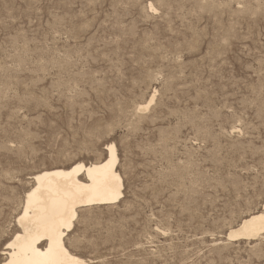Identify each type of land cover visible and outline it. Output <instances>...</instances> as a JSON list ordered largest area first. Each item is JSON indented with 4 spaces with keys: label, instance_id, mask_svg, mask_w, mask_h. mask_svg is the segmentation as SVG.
I'll list each match as a JSON object with an SVG mask.
<instances>
[{
    "label": "rangeland",
    "instance_id": "374dc122",
    "mask_svg": "<svg viewBox=\"0 0 264 264\" xmlns=\"http://www.w3.org/2000/svg\"><path fill=\"white\" fill-rule=\"evenodd\" d=\"M105 141L123 197L79 210L72 253L264 264V234L227 239L264 207V0H0V230L33 172Z\"/></svg>",
    "mask_w": 264,
    "mask_h": 264
},
{
    "label": "bare ground",
    "instance_id": "6f19581e",
    "mask_svg": "<svg viewBox=\"0 0 264 264\" xmlns=\"http://www.w3.org/2000/svg\"><path fill=\"white\" fill-rule=\"evenodd\" d=\"M150 4L153 6L151 2ZM155 93L156 89L154 88L147 100L143 102L144 104L137 107L138 110L146 111V109L154 103ZM110 145H115V143L112 141L108 142L105 147L104 156L101 155L94 161L88 163L75 161L70 165L45 167L33 172L30 176V180H28L29 187L25 189L23 195L18 199V207L15 209L13 216L14 224L9 228L11 221H8V224L3 226L2 231L6 233H0V242L4 243L6 240H9V237L11 240H15L16 236L23 238L26 234L24 226L27 225L30 228L34 227L38 218L45 215L46 211L51 213L53 211L54 204L61 199H67L69 201V207H71L72 213L75 216V219L72 222L73 227L81 208L112 205L119 202L123 197V180L117 169V148L115 147L110 150ZM109 159L115 160L112 172L120 177L119 198H114L111 187L105 186L99 177H95V174L93 179H89L88 168L96 167L99 163H106ZM78 164H83L84 168H77ZM29 193H35V197L31 210L27 213V216H25L24 209L28 206ZM89 197L93 198V202H88ZM22 218H24L23 221ZM2 231L0 230V232ZM263 234L264 207L259 211L241 218L240 222L235 227H231L228 230L227 239L249 240L256 239ZM66 239H68V237H66ZM11 240H9V242H11ZM37 247H40V245H37ZM65 247L68 248L67 244ZM41 250L46 251L47 245L45 244ZM6 251L7 249L4 247L0 249V264H5L6 258L9 260L13 258L10 252H8L6 257ZM17 251H19V249H17ZM77 259L83 261V264H87L86 260L75 255L69 250L67 264H73V261Z\"/></svg>",
    "mask_w": 264,
    "mask_h": 264
},
{
    "label": "snow or ice",
    "instance_id": "6c2138e0",
    "mask_svg": "<svg viewBox=\"0 0 264 264\" xmlns=\"http://www.w3.org/2000/svg\"><path fill=\"white\" fill-rule=\"evenodd\" d=\"M147 8L152 12L156 9L149 3ZM105 143H108L105 141ZM103 147V145H100ZM115 145H110V150L114 149ZM114 159L107 160L106 163H99L96 167H89V179L99 177L105 186H110L112 189L113 197L119 198L120 194V177L112 172ZM77 168L83 169V164H78ZM35 193H29L28 206L25 207V216L31 210L33 205ZM88 202H93V198L89 197ZM24 218H22L23 221ZM75 219L69 201L61 199L53 206L51 213L45 212V215L38 218L34 227L25 225V236L21 238L16 236L15 240H6L0 247L7 249L5 256L8 252L11 253L12 259H5V264H67V257L69 255L68 248L65 247L69 243L66 237H71L73 228V220ZM67 230V231H65ZM47 245V250L42 251L44 245ZM40 245V247H37ZM19 249V251H17ZM73 264H83V261L74 260Z\"/></svg>",
    "mask_w": 264,
    "mask_h": 264
}]
</instances>
